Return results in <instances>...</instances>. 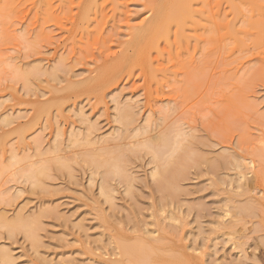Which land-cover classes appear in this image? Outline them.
<instances>
[{
	"label": "rangeland",
	"instance_id": "374dc122",
	"mask_svg": "<svg viewBox=\"0 0 264 264\" xmlns=\"http://www.w3.org/2000/svg\"><path fill=\"white\" fill-rule=\"evenodd\" d=\"M151 1L105 3L83 29L79 0H0V117L11 119L9 126L0 124V142L6 137L0 144V217L36 219L30 237L0 226V246L16 264H113L118 238L153 230L166 250L190 264H264V183L259 181L264 179V65L254 51L230 58L214 41L213 15L230 19L227 6L198 0V28H187L184 39L172 28L152 52L149 70L134 64L107 81L98 78L97 69L119 55L130 31L148 17ZM90 77L95 81L88 82ZM115 106L133 112L132 128L148 124V135L112 142L120 132ZM177 127L188 136L187 148L173 167L180 172L178 190L164 194L150 178V156L136 148ZM72 131L92 143L107 139L101 143L106 150L124 153L133 179L130 194L112 182V203L104 201L98 177L90 183L81 161L101 144L71 145ZM53 141L59 151L49 155ZM36 150L46 152L39 157ZM224 151L250 162L244 192L235 186L237 170L222 164ZM14 152L30 160L11 167ZM40 160L47 176L38 187L14 176ZM242 206L249 211L229 226L224 212ZM170 214L178 220L164 219Z\"/></svg>",
	"mask_w": 264,
	"mask_h": 264
},
{
	"label": "bare ground",
	"instance_id": "6f19581e",
	"mask_svg": "<svg viewBox=\"0 0 264 264\" xmlns=\"http://www.w3.org/2000/svg\"><path fill=\"white\" fill-rule=\"evenodd\" d=\"M112 1L113 0H79L77 16V20H79V25L83 29H87V26L92 20L93 15L97 13L105 3H111ZM197 3L198 0L151 1L148 7V17L144 18L136 28H133L130 31L128 36L129 39L123 44V46H121L122 50L120 51L119 55L114 58L113 61L109 64L104 65L101 69H97V73H99V80H101V77L103 79L105 78L104 81H107L108 78L113 75L112 73L117 71L119 68L132 66L134 64H137L136 66H139L143 72L149 70L152 63V52L158 50L159 41L161 39L167 38L172 28L176 29V36L180 39L185 38V30L187 28H198L200 22L199 19H201L202 14L196 8ZM221 4H225L229 9L230 19H220L218 13V17L213 15L212 24L213 33L215 34L213 37L214 41L217 42L219 47L223 51H225L228 57L230 58L234 54L243 55L249 53L250 51H254L257 57L259 58L260 62L264 65V0H215V6H217L218 9ZM195 39L197 42L201 41L200 37H195ZM54 77L56 76L54 75ZM87 81L94 82L95 80H93V77H90L89 79H87ZM73 87V84L71 86L69 85V88L73 89ZM51 90L57 93L54 87H52ZM113 101L116 102V99L114 98ZM115 107L117 114L116 116H114V120L119 125L118 127L120 129V132H115L116 136L114 139L111 138L112 142L114 140L122 141V138L126 136L128 137V134H131V137H138L147 134V132L145 131L147 129L146 127L148 124L144 128H141V126H133L132 128L131 126L134 125L133 112H131L129 108L122 109L118 108V106ZM10 120L6 118V116L4 118L0 117V124H3L4 126H9ZM146 123H148L147 120L144 125ZM87 133L88 132H86V134ZM77 134L78 133H74V131L70 133L68 142L71 143V145L76 143L79 144V142L82 141L86 144L87 147L94 149V144H101L103 143L102 141H107V139L99 138L97 139L98 141L95 140L93 144L88 138V136H82L80 138ZM123 134L125 136H123ZM56 136H59V134ZM143 137L145 138V136ZM187 137V134L184 133L182 130L178 129L177 127L172 129L168 128L166 131L157 134L156 137L153 139H151L150 137L145 138L143 141H141L140 144L137 142L139 146H137L136 151L142 150V152L144 151V153L150 156L152 163L150 178L154 181L156 180L157 189L164 194H173L178 190L176 182L178 181L177 178L179 177L180 172H178L177 169H174L173 167L176 166V155L178 156V154L180 153H186L185 149L187 147L185 146V143ZM5 139L6 137H4L3 141L1 140V145L4 144V142L6 141ZM23 141L24 138L21 135V137H19V142L22 143ZM53 143L55 142L53 141ZM104 145L105 144H101V148H97L98 146L95 145L97 146L95 148L98 149L96 150L97 152L94 149L93 152L91 150V153H85L86 155L84 154L81 157V161L87 166L90 172L89 182L91 183L93 181V176H97L99 182L97 186L98 194L104 198L105 202L111 204L113 200V193L115 192V187L111 185L113 184L112 182H116L117 184L123 185L125 192L127 194H130V183L133 179L131 177V173L129 172L130 170H128L129 168H127L128 162L125 161L124 153H121L119 151L113 152L106 150ZM132 149L134 150V148ZM225 150H228V148H225ZM57 151H59V147L55 143L53 145V149L47 152L36 150V154L39 155V157H42V155L44 154H40L41 152H46L49 155H56ZM191 155L193 156L192 152ZM225 155L226 156L223 155L225 160L224 162H222V164L231 165L233 166L232 168L237 170V184L235 186L236 189L243 188L241 187V183L246 179L245 174L249 170L248 166H250V162H240L234 157H228L226 152ZM10 159L11 167L17 166L21 162L25 163L26 165V162L30 160L28 156L18 159L15 156V152L13 155H11ZM53 160H55V162L58 163V166H60L61 168H67L63 163L57 161L58 159L54 158ZM38 163H29V165L25 167L21 165L23 166V168H18L17 173L14 174V176H18V180L26 182L31 187H38L40 184V177L45 176L47 172L46 166L44 163H42V160L38 161ZM182 163L183 162H181V164ZM196 164H198V162ZM177 167L179 166L177 165ZM5 170H8V168H6ZM4 171L2 170V174L7 172ZM259 181H262L264 183V179H259ZM244 188L242 192H244ZM162 205H159V207H161L159 211L161 212H163V208L165 207ZM234 210V212L226 210L224 212V215L222 216L223 218H230V222H228V224L231 227L236 225L237 217L240 216L243 212L249 211V208L248 206H242L235 207ZM2 216L4 217V215ZM2 216L0 217L1 227L6 228L10 232L15 229H19L23 231L28 237H30L29 228L31 225L36 223L35 218L27 220V218H24L22 215H18L13 221L8 220V222L5 220L6 218L3 219ZM164 219H168L171 222H175L176 220H178V218L172 214L164 217ZM154 232H156V230L145 231L143 233V236L135 237L133 239L131 238L129 240H125L124 238H118L116 242L118 253L115 254V256L118 257L112 261L113 264H190V261L185 256H180L177 255L178 253H173L171 250H166V244L164 243L163 245L162 239L154 237ZM0 264H16L15 259L10 254V252L2 246H0Z\"/></svg>",
	"mask_w": 264,
	"mask_h": 264
}]
</instances>
